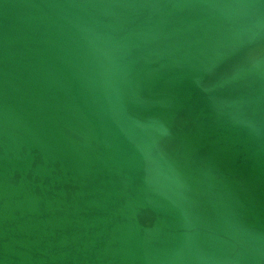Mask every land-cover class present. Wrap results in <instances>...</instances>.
Instances as JSON below:
<instances>
[{
  "label": "water",
  "instance_id": "obj_1",
  "mask_svg": "<svg viewBox=\"0 0 264 264\" xmlns=\"http://www.w3.org/2000/svg\"><path fill=\"white\" fill-rule=\"evenodd\" d=\"M0 264H264V0H0Z\"/></svg>",
  "mask_w": 264,
  "mask_h": 264
}]
</instances>
